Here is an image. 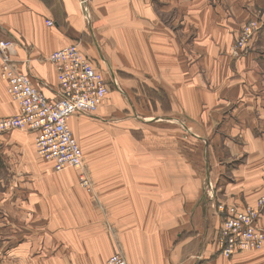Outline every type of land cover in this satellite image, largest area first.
<instances>
[{
  "label": "crops",
  "instance_id": "crops-1",
  "mask_svg": "<svg viewBox=\"0 0 264 264\" xmlns=\"http://www.w3.org/2000/svg\"><path fill=\"white\" fill-rule=\"evenodd\" d=\"M86 4L83 10L81 0H0V39L16 42L17 71L27 74L47 99L56 100V71L47 57L65 45L77 43L121 90L129 83L115 75L116 69H135L144 82L168 91L169 109L151 119L166 122V133L175 142L169 146L172 154L183 159L145 161L159 152L138 145L114 169L119 173L94 178V193H87L76 178L62 176L67 168L55 171L50 161L34 160L28 146L32 134L20 129L1 133L0 156L17 168L18 179L10 187L15 192L8 194L12 215L0 216V264H104L114 248L127 264H264V249L255 256L212 257L221 219L213 204L216 184L222 199L227 194L240 202L254 201L264 191V26L253 35L246 55L233 59L228 53L238 28L264 0ZM198 70L204 95L193 103L187 92L196 90L193 74ZM17 113L18 104L0 79V117ZM74 115L71 126L82 120ZM195 136L205 139L208 177L193 174ZM216 137L222 142L214 146ZM213 147L217 153L246 157L239 166L228 165L230 175H221L225 172L219 173L216 161L207 160ZM16 151H23L18 165L10 158ZM181 170L183 177L178 176ZM259 224L264 227V214Z\"/></svg>",
  "mask_w": 264,
  "mask_h": 264
},
{
  "label": "rangeland",
  "instance_id": "rangeland-1",
  "mask_svg": "<svg viewBox=\"0 0 264 264\" xmlns=\"http://www.w3.org/2000/svg\"><path fill=\"white\" fill-rule=\"evenodd\" d=\"M89 0H87L88 2ZM107 1H114V0H107ZM84 5H87L86 3L83 4L81 2V6L84 10ZM253 16L252 18L248 19L244 24H242L234 38L231 44L228 46V53L230 57L233 59L241 58L244 55L247 54L250 42L253 38V35H255V32L264 26V6L263 7H255L253 8L252 12ZM87 17V16H86ZM256 21L257 26L253 30L251 36H249L246 40L245 46L242 48H236V45L240 39V36L242 34V30L245 28V26L250 21ZM174 28H178L177 31L179 34H182L179 29L180 27L174 26ZM190 38L188 37L187 40ZM3 40V39H2ZM15 44L16 42L13 41ZM239 49L237 50L238 53H233V48ZM52 53V52H51ZM50 53V54H51ZM49 54V55H50ZM48 55V56H49ZM89 59V58H88ZM90 61V59H89ZM50 62V61H49ZM91 62V61H90ZM51 63V62H50ZM52 64V63H51ZM53 65V64H52ZM100 71L104 78L106 79L108 86H107V93L103 100V102L100 104V107L98 108L97 112L91 113V114H84V113H78L77 116L81 117L79 118L81 120L80 123H73L72 126L69 124V127L76 138L77 142L79 143L82 152L83 153V163H84V169L87 174V177L90 179L92 183V190L89 191L85 188H82L87 193H94L93 189V179L94 178H109L115 176V173H119L120 171H115V168H120V163L124 162L126 160L127 156L131 155L128 154L130 151H134L136 146L138 145H144L149 149H156L159 153L149 154V156L144 159L145 161H152V160H160L164 161V163H167L170 160L177 161L175 158L177 157L178 160L183 159V157H180L178 154H172V151L169 146L175 145V142L167 135L166 131L168 130V125H164L165 123H158L155 124L152 121V116L160 111L164 112L169 109V101L168 96L169 93L167 90H164L162 88H159V86L153 85V83H148L147 81L144 82L143 79H141L136 70H131L132 72H121V69H116V76L120 77V75L124 76L127 83H129V87L126 88L127 90H121V87H116L113 84V79L111 76L107 74L106 69H97ZM115 70V69H114ZM188 70V69H187ZM199 70L196 71L193 75L195 76L197 81H193L194 88L196 90H193L192 93L187 92V97L193 98V103L196 101L195 99L201 98L204 94V90L201 89V81L202 77L199 76ZM201 80V81H198ZM115 83V81H114ZM177 88V96L182 97L183 95V89L182 84H178ZM9 95V94H8ZM9 97L12 99V97L9 95ZM15 101L14 99H12ZM109 105L114 106L113 109H110L108 107ZM194 114L198 113V106H193ZM111 110V111H110ZM12 116V115H9ZM75 116V115H74ZM5 117V116H4ZM2 118V117H0ZM90 118L96 119V121L91 120ZM144 118V119H141ZM196 124L198 125V121H196ZM210 126H215L216 122L212 121L210 123ZM15 129L7 130V131H0L1 133H6L9 131H12ZM18 130V129H17ZM28 134L33 135V139H31V142H28V146H32V151L34 155V160L38 161H46V159L40 157L35 149V135L34 133L20 129ZM199 128L194 127V132L198 133ZM159 132V133H158ZM220 141L222 142V138L216 137L213 139L214 146L216 143ZM212 144V143H210ZM212 144V145H213ZM193 146L194 150L192 149V161H193V174L197 175L196 177H208V175L205 173L204 170V158L205 155L202 154L203 148L206 147L205 145V139H201L200 137H193ZM196 147H199V149H196ZM162 149V152H160L159 149ZM133 149V150H131ZM214 154L212 155V159L209 160V162L216 161L217 168L219 173H222L221 175L225 174L230 175L232 171H230V168H228V165H240V161L244 160L246 155L241 154L237 155L235 158L230 153H224V152H216V149L213 147ZM17 153L11 152L10 158H15V162L18 165V160L22 159L21 156H23V151L20 153L16 151ZM134 154V153H133ZM177 155V156H176ZM190 154L187 153V161L190 159ZM137 157V154L134 156V158ZM140 157H143L140 155ZM37 158V159H36ZM2 156H0V216H10V211L14 209L15 207L11 206V202H9L8 194L11 192V189L13 193L15 192V189L10 188L13 182H15L18 179L17 176V168L14 167L10 160H4ZM222 162V163H221ZM224 165L223 168H220L221 165ZM53 165V164H52ZM54 169V168H53ZM228 169V170H227ZM66 170H70L69 172H65L62 174L64 177H74L78 181V168L76 167H67ZM167 172H171V170H166ZM182 173H180L178 176L183 177L185 173V170H181ZM253 171V170H252ZM215 178V176H214ZM221 178V177H220ZM230 178V177H229ZM230 180H232L230 178ZM108 188H111L112 186H106ZM103 188V187H102ZM105 188V187H104ZM221 188H217L216 184V191H217V197L214 198L215 204V210L220 215V220L218 222V228L215 231V253L212 255V257H222L224 259H231L236 256H242V255H251L255 256L260 251L264 249V243L256 247V245L251 246L252 248L248 249H239L240 245L233 246L229 242L222 240L221 233L223 232V220H225L231 216H238L239 213H248L247 208H251L255 210L257 213L256 219L254 220V224L256 227L263 229L264 227L260 226L259 221L264 214V191L255 197V200H249L244 201L243 199L241 202L237 199H234V197L229 196L227 194H224L223 199L220 197V191ZM264 189V188H263ZM212 188L208 191V194L211 192ZM211 194H209L210 197V204L213 202L211 201ZM221 198L222 200L218 201ZM209 199V198H208ZM241 199V198H240ZM213 200V199H212ZM262 201L259 203V201ZM22 224H24L23 221H20ZM221 236V240H219ZM226 244V245H225ZM228 254L223 253V251H228ZM112 255H119L122 257V259L125 261V264H127L125 258L120 253L118 249L114 248V251L107 257L109 259ZM106 259V261H107ZM106 261L104 264H106Z\"/></svg>",
  "mask_w": 264,
  "mask_h": 264
},
{
  "label": "built area",
  "instance_id": "built-area-1",
  "mask_svg": "<svg viewBox=\"0 0 264 264\" xmlns=\"http://www.w3.org/2000/svg\"><path fill=\"white\" fill-rule=\"evenodd\" d=\"M86 1L81 0L83 4ZM46 23L52 25L50 20ZM256 26L254 20L245 26L236 48L245 46ZM236 48H233L234 54L238 53ZM14 53L13 40L0 39V79L19 107V113L0 118V131L24 129L34 133L37 154L50 161L55 171L78 168L79 185L91 191L92 183L84 169L83 152L68 120L74 114L97 111L107 93L106 79L81 53L77 43L65 45L47 57L55 68L59 90V97L49 100L32 84L27 74L17 71ZM247 211L223 220L222 240L233 246L239 244V249L259 247L264 243V230L254 224L257 213L251 208ZM106 264H125V261L119 255H112Z\"/></svg>",
  "mask_w": 264,
  "mask_h": 264
}]
</instances>
